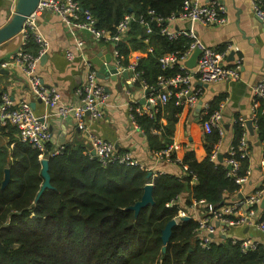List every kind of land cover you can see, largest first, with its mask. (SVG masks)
I'll return each mask as SVG.
<instances>
[{"label": "trees", "instance_id": "16d2710c", "mask_svg": "<svg viewBox=\"0 0 264 264\" xmlns=\"http://www.w3.org/2000/svg\"><path fill=\"white\" fill-rule=\"evenodd\" d=\"M77 1L84 9L91 10L97 28L115 34L126 13L150 19L148 11L152 9L165 18L178 13L184 0ZM260 1L264 9V0ZM151 27L152 31L147 34L143 23L132 21L116 48L124 66L129 65L131 49L153 48L147 57L139 59L136 70L138 80L156 90L159 76L179 71L178 65L163 69L159 58L168 52H185L191 39L180 36L171 41L161 33L156 22H151ZM25 49L37 55L39 47L30 38ZM222 98L219 96L210 103L209 114L219 108ZM164 106H167L168 121L163 126L161 105L154 117L134 113L136 122L157 151L171 144L174 124L183 107L176 104L175 96ZM263 109L264 102H261L254 118L260 142L264 141ZM158 129H161L160 135L156 134ZM1 130L0 264H264L262 245L244 252L230 237L219 236L208 247H202L196 232L199 222L193 217L181 218L172 228L166 251H162V231L168 221L178 216L180 209L195 200H204L205 209L218 207L240 192L241 185L236 177L228 174L229 166L225 161L231 156L229 152L223 154L222 161L211 159L215 146L222 139L217 129L204 131L207 152L204 159L198 160L193 149L186 152L182 161L186 167L185 177L161 172L154 176V203L141 207L137 215L129 206L141 199L145 184L152 178H148L146 168L117 160L104 165L84 144L64 145L60 152L47 154L53 187L46 189L35 202L43 182L39 150L19 140L14 135L17 128L13 125L3 126ZM246 132V126L237 118L231 145L237 148L234 156L240 161L237 172L240 176L246 174L250 166L249 155L241 156L237 147ZM52 150L54 147L49 143L48 151ZM174 158L172 153L171 159ZM7 167L11 178L2 189ZM187 189L186 206L167 205Z\"/></svg>", "mask_w": 264, "mask_h": 264}, {"label": "crops", "instance_id": "0c3cea01", "mask_svg": "<svg viewBox=\"0 0 264 264\" xmlns=\"http://www.w3.org/2000/svg\"><path fill=\"white\" fill-rule=\"evenodd\" d=\"M217 1L227 9L228 21L225 24L206 25L197 21L176 19L172 23V27L174 29L193 28L205 44L226 53L223 57L226 65H236L239 61L240 78L210 81L202 85L199 84V81L194 80L193 85L201 86L202 93L194 105L182 107L174 124L170 144L173 147L174 159L165 156L162 150L157 151L152 148L143 128L131 118L130 114L132 107L145 105L142 100L143 98L148 99L149 94L146 95L147 88L144 84L133 78L136 71L129 66L135 63L138 65L139 59L147 57L148 52H151L153 48L148 46L142 49H131L128 55L129 65L124 66L126 68L120 71H126L127 75L119 73L117 79L99 78L109 94L108 102L101 118L92 120L86 117V123L92 132L112 141L117 154L130 151L139 160L142 167L152 171V178L148 182L152 181L158 172L185 177L186 169L182 161L190 149L196 152L198 160L205 158L207 152L204 146L205 132L202 122L207 108L215 98L223 96L219 107L225 133L221 140L220 153L227 152L232 143L233 125L236 119L244 117L248 120L252 117L254 104L252 86L264 78V22L255 15L252 0ZM17 2L18 0H0V27L10 21L15 13ZM37 27L48 40V48L46 59L43 61L40 59L36 65V72L44 84L58 87L62 95V102H79L75 90L86 80L89 69L88 61L92 63V67L98 70V66L92 59L95 57L101 59L111 53L114 64L116 63L113 41L96 39L93 33L87 30L73 31L55 12L45 11L40 15L37 19ZM79 39L85 41L83 54H80L75 48ZM21 44V33L0 44V63L16 54ZM67 49H72L77 53L75 59L70 61L66 57ZM2 69L4 70L0 71V92L8 93L16 107L21 102L27 101L36 114L48 115L46 121L53 134L54 149L76 143H82L88 150L91 149L87 132L78 128L75 117L69 115L64 118L58 115L37 97L21 66L14 63L2 67ZM166 107L163 105L162 108L160 119L162 126L168 121ZM2 127L0 125V134ZM246 130L249 142L250 176L242 187L241 192L244 195L261 185L264 170V144L259 141L256 128L252 133L246 124ZM160 132L161 129H158L156 134L160 135ZM14 135L17 136V132ZM159 141H161L160 138ZM13 146L14 143L11 144V148ZM237 195L230 196L228 202L237 199ZM188 197L189 190L187 189L179 196L180 204L186 206L185 202ZM263 199L264 197L259 203V212L264 210ZM231 234L247 235L264 242V233L257 231L254 227L232 228Z\"/></svg>", "mask_w": 264, "mask_h": 264}, {"label": "built area", "instance_id": "2783aa9c", "mask_svg": "<svg viewBox=\"0 0 264 264\" xmlns=\"http://www.w3.org/2000/svg\"><path fill=\"white\" fill-rule=\"evenodd\" d=\"M260 2V0H252L253 11L255 15L264 22V9ZM45 11L55 12L60 15L64 24L73 31L87 30L93 33L96 39H108L113 41L115 45L114 54L116 64L120 71L126 67L122 65V56L116 48V44L124 39L132 21L138 20L143 23L146 26L147 34L152 31L151 22H156L161 27V33L166 35L171 41L178 39L180 36H186L191 39L189 47L185 52H168L159 58L163 69L178 65L179 71L170 76H159V89L149 94L147 99L149 104L132 107L130 109L131 118L135 121V112L140 114L145 113L154 117L158 107L160 105H165L172 96H175L176 104L178 105H194L202 93L201 86L193 85L194 80L199 81L202 85L210 81L240 78L239 61L236 65H226L223 61V57L226 53H222L205 44L193 28L174 29L172 27V23L176 19L191 22L197 21L206 25L225 24L228 21L227 9L217 0L209 2L203 0H184L182 8L178 13H173L165 18L156 15L152 9L148 11L150 19H146L144 15L137 16L133 12H129L126 13L118 23L117 32L115 34H111L110 31L105 29L97 28L96 19L91 10L84 9L77 0H40L35 10L27 16L25 20L21 32L22 44L19 50L16 54L1 62L0 66L6 67L14 63L21 66L27 79H29L32 91L37 97L43 100L50 109L52 108L58 115L64 118L73 115L76 119L78 128L87 132L91 142L90 154L99 158L104 165L117 160L119 163L125 165L141 166L139 160L135 158L130 151L117 154L114 143L92 132L86 123V117L95 120L104 115L109 98L106 88L98 77V70L92 67L90 61L87 60L89 69L85 82L75 90V94L79 99L78 103L62 102V95L58 87L44 84L41 77L36 72V65L48 48V40L37 27V19ZM30 38H33L39 47L37 55L25 49ZM84 47L85 41L79 39L75 45L76 50L80 54H83ZM196 48L201 50V54L196 66L194 68H188L186 61ZM76 56L77 53L74 50H66V57L70 61L75 59ZM136 65L135 63L129 67L136 71L133 78L139 79V72L136 70ZM144 86L147 89L150 88L146 84H144ZM252 93L254 95V104L251 119H253V124L256 128L254 122L256 109L261 102H264V78L252 86ZM207 114H209V108L206 110V115ZM47 117L48 115L40 116L36 114L31 104L27 101L21 102L16 107L8 93L0 92V125L6 126L10 124L16 127L19 140L30 143L33 147L37 148L41 160L47 158V154L53 155L60 152L64 147L59 146L52 151H48V144L52 143L53 134L48 127L46 121ZM239 120L246 126V118L239 117ZM202 125L205 132H211L215 128L223 137L225 129L222 124L220 107L204 118ZM221 140L215 146L211 154V159L213 160L218 159ZM237 147L238 150L242 152L241 156L249 155L247 133L244 134ZM93 150L95 154L92 153ZM236 150L237 148L234 145H230L228 152L231 156L226 159L225 163L229 166L228 174L234 175L237 183L241 185V192L243 185H245L249 179L250 170H247V173L241 176L237 174L240 161L234 156ZM162 151L165 156L171 158L173 147L169 145V147ZM260 186L261 187L256 188L249 194L244 195L243 198L235 199L232 202L225 203L218 207L209 206V209L203 207L204 200H195L187 209H180L178 216L175 218L179 222L181 218L190 216L199 222L196 232L198 236L197 240L202 247H208L216 237H223V235H226V237L231 238L234 244H239L244 252L256 250L260 245H262L264 249V242H260L251 236H237L231 234V229L236 227H254L257 231L264 233V211L259 212L258 209L259 203L264 197V170ZM178 203H180V198H177L175 201H170L167 205Z\"/></svg>", "mask_w": 264, "mask_h": 264}, {"label": "water", "instance_id": "95a60500", "mask_svg": "<svg viewBox=\"0 0 264 264\" xmlns=\"http://www.w3.org/2000/svg\"><path fill=\"white\" fill-rule=\"evenodd\" d=\"M40 0H18L16 5V10L10 21H8L6 24L0 27V44L6 42L7 40L17 36L22 32V29L24 27L25 20L27 16H29L37 7ZM130 11H132V8H130ZM201 50L199 48H196L192 55L189 57V59L186 61V65L188 68H194L197 63L198 56L200 55ZM47 57V54H43L41 56V61L45 60ZM92 61L98 66V77L101 79H117V76L119 73H122L123 75H127L126 71L120 72L117 64H114L113 56L111 53H108L105 57H102L101 59L99 57H95L92 59ZM4 69L0 66V71L2 72ZM201 84V83H199ZM159 88L156 90L154 89H146V95L151 94L153 92H156ZM143 104H149L146 98H143L142 100ZM246 124L249 128V130L254 133V124L253 119H248L246 121ZM93 154H95V151H92ZM223 154L219 153L218 159L222 161ZM152 171L148 172V178L152 177ZM41 175L43 177V182L41 184V188L38 191L35 202L39 200L42 193L49 188H52L53 185L51 183V174L49 170V162L48 158L42 159V169H41ZM11 178V171L10 168H5V175L4 179L2 181V189H4L7 184L9 183ZM244 194L242 192L238 193V198H243ZM154 203V197H153V182H147L144 186V192L139 201H137L135 204L129 206V208L133 209L135 211V214L137 215L140 211L141 207L147 206L149 204ZM263 206H264V199H263ZM184 219L190 218V216L183 217ZM178 224V221L176 218L171 219L167 222L166 226L164 227L162 231V240H163V247L162 251H166L167 243L170 240L171 234H172V228ZM248 229V227H245ZM224 238H226V235H223Z\"/></svg>", "mask_w": 264, "mask_h": 264}]
</instances>
